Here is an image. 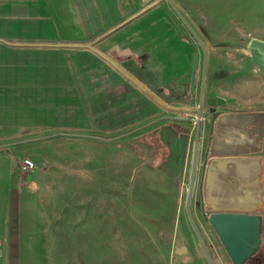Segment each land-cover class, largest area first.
Returning a JSON list of instances; mask_svg holds the SVG:
<instances>
[{"label": "crops", "instance_id": "0c3cea01", "mask_svg": "<svg viewBox=\"0 0 264 264\" xmlns=\"http://www.w3.org/2000/svg\"><path fill=\"white\" fill-rule=\"evenodd\" d=\"M160 2L150 0L143 5L141 0H0V146L13 144L10 137L26 130L53 131L50 137L56 138L61 134L58 131H65L76 141L114 139L119 152L111 160L118 162L116 167L120 171L123 141L137 137L135 139H141L146 147L143 150L133 147L141 156L133 172L139 187L143 185L142 172L147 170L152 171L149 175L153 179L147 178V188H188L195 137L191 116L198 105L201 77L196 75L195 91L191 93L192 46L178 38L165 8L156 7ZM86 57L92 64L88 72L94 71L93 67L100 72L97 83L83 85L79 81V77L87 73L82 69ZM212 65L209 60L208 80ZM214 70L221 74L219 69ZM213 91L207 81L203 97L206 115L200 124L196 179V188L200 185V201L192 205L191 211L214 263L227 264L229 260L204 212L202 181L209 156L203 163L202 150L206 147L204 151H207V146L209 150L213 123L219 114L261 113L264 120V111L240 108L210 114L206 100H216ZM128 99L144 106L140 110L142 120L147 121L149 115L160 112L159 118L153 121L157 125L147 121L137 126L139 116L126 123L123 114L127 111L123 109ZM127 128L131 130L125 132ZM255 130V136L263 145L264 125L261 130ZM106 132H115V136L101 138ZM148 135L153 136V141L145 137ZM42 138L45 137L34 138V141ZM261 150L262 146L258 152L248 150L247 154L262 159ZM0 151V264H9L10 258L24 255L19 249L13 251L4 237L11 210L10 187L19 183L13 159L4 150ZM98 180L102 188H106L105 174L98 176ZM42 182L41 174L35 188H44ZM86 183V188H101L98 184L92 187L91 182L84 180L82 188ZM262 186L264 188L263 183ZM186 221L180 224L173 243L174 262L207 264Z\"/></svg>", "mask_w": 264, "mask_h": 264}, {"label": "rangeland", "instance_id": "374dc122", "mask_svg": "<svg viewBox=\"0 0 264 264\" xmlns=\"http://www.w3.org/2000/svg\"><path fill=\"white\" fill-rule=\"evenodd\" d=\"M172 1L207 49L205 83L208 81L216 97V105L207 107L208 112L215 114L217 110L240 108L264 111V76L251 63L247 50L252 39L264 42V0ZM156 7L165 8L168 23L177 29L178 38L186 41L192 46V52L198 54L197 75L200 78L203 63L200 46L165 0ZM222 58L224 60L220 61ZM209 60L214 64L210 80L207 77ZM82 64L87 73L82 74L79 81L83 85L97 83L100 73L97 67L88 72L92 66L89 57L84 58ZM215 68L221 74H217ZM136 103L128 99V104L124 105L126 123L139 116L141 119L136 124L140 126L161 115L157 112L149 115L147 121L142 120L140 110L144 106ZM195 107L193 120L196 119L197 104ZM205 115L202 110L201 122ZM192 123L195 130V121ZM130 130L127 128L125 132ZM58 132L61 134L56 138L50 137L53 131L26 130L10 137L13 144L0 146V150L13 159V170L19 183L10 187L11 210L4 237L13 251L19 249L24 255L10 258L9 264H175L173 243L180 224L187 220L184 209L187 188H147V178L153 181L149 175L152 171L147 170L142 172L143 185L139 187L133 172L141 156L133 147L139 150L146 147L141 139H135L137 137L123 141L120 172L118 162L111 160L119 152L114 139L76 141L69 137L72 136L69 132ZM104 135L101 138L110 139L115 132ZM39 137L45 138L38 140L40 145L34 144L38 143L34 138ZM145 137L153 139L152 135ZM18 141L22 142L15 144ZM205 149L202 150L203 163L208 156V146L207 151ZM142 154L144 156V152ZM259 155L264 168V142ZM102 157L107 160H99ZM24 158L34 165V169L26 174L18 170ZM41 174L45 186L35 188ZM103 174L106 188H102L98 180ZM82 180L101 188H86L88 183L82 188ZM261 182L264 185V172ZM199 193L200 185L195 186L193 207L197 200L200 201ZM225 260L227 262V258Z\"/></svg>", "mask_w": 264, "mask_h": 264}, {"label": "water", "instance_id": "95a60500", "mask_svg": "<svg viewBox=\"0 0 264 264\" xmlns=\"http://www.w3.org/2000/svg\"><path fill=\"white\" fill-rule=\"evenodd\" d=\"M165 1L203 52L197 114L193 120L196 124L195 137L184 209L207 264H215L191 211L198 170L207 49L173 1ZM141 2L147 5L150 0ZM247 50L251 63L264 76V42L252 39ZM197 67L198 54H194L189 83L191 93L196 84ZM206 103L210 107L216 105L212 98L207 99ZM263 125V115L253 112H224L213 123L209 158L205 163L202 181V202L207 222L231 264H264V260L257 255L264 227V215L261 214L264 211V188L260 180L263 164L259 156L247 154L248 150H260L262 144L255 136V128L261 130Z\"/></svg>", "mask_w": 264, "mask_h": 264}, {"label": "built area", "instance_id": "2783aa9c", "mask_svg": "<svg viewBox=\"0 0 264 264\" xmlns=\"http://www.w3.org/2000/svg\"><path fill=\"white\" fill-rule=\"evenodd\" d=\"M33 169H34V165L32 161H30L29 159L24 158L20 161V164H19L20 173L26 174V173L31 172Z\"/></svg>", "mask_w": 264, "mask_h": 264}, {"label": "flooded vegetation", "instance_id": "af4514ba", "mask_svg": "<svg viewBox=\"0 0 264 264\" xmlns=\"http://www.w3.org/2000/svg\"><path fill=\"white\" fill-rule=\"evenodd\" d=\"M263 161V160H262ZM261 177H262V175L260 176V179H261ZM261 214H262V216L264 215V211H262L261 212ZM261 240H262V242H261V244H260V248H259V250H258V257L260 256V258H263V256H264V227H263V229H262V233H261ZM219 242V241H218ZM220 247H221V249L223 250V248H222V246H221V244H220ZM224 251V250H223ZM225 253V252H224ZM211 254V253H210ZM212 256V255H211ZM228 258V257H227ZM229 260V259H228ZM229 262H230V260H229ZM230 264H231V262H230Z\"/></svg>", "mask_w": 264, "mask_h": 264}]
</instances>
